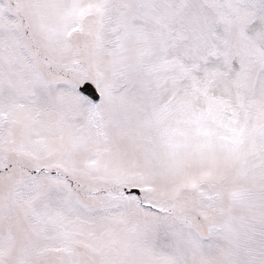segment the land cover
<instances>
[{
  "label": "snow or ice",
  "instance_id": "1",
  "mask_svg": "<svg viewBox=\"0 0 264 264\" xmlns=\"http://www.w3.org/2000/svg\"><path fill=\"white\" fill-rule=\"evenodd\" d=\"M0 264H264V0H0Z\"/></svg>",
  "mask_w": 264,
  "mask_h": 264
}]
</instances>
